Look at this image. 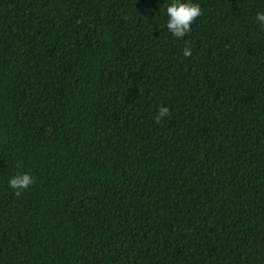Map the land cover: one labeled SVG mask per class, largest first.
<instances>
[{
  "label": "trees",
  "instance_id": "obj_1",
  "mask_svg": "<svg viewBox=\"0 0 264 264\" xmlns=\"http://www.w3.org/2000/svg\"><path fill=\"white\" fill-rule=\"evenodd\" d=\"M166 2L0 0V264H264V0Z\"/></svg>",
  "mask_w": 264,
  "mask_h": 264
},
{
  "label": "clouds",
  "instance_id": "obj_2",
  "mask_svg": "<svg viewBox=\"0 0 264 264\" xmlns=\"http://www.w3.org/2000/svg\"><path fill=\"white\" fill-rule=\"evenodd\" d=\"M202 11L199 3L194 0H167L164 7V15L166 16V30L176 38H182L191 31L193 22L201 16ZM256 22L264 27V11L255 14ZM184 56L191 55V49L185 47ZM169 108L159 106L157 109V120H161L169 115ZM34 183V178L27 172H17L8 179V187L14 190L15 195H19L21 191L28 188Z\"/></svg>",
  "mask_w": 264,
  "mask_h": 264
}]
</instances>
